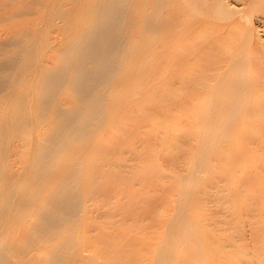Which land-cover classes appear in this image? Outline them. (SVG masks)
Here are the masks:
<instances>
[{
	"label": "bare ground",
	"instance_id": "bare-ground-1",
	"mask_svg": "<svg viewBox=\"0 0 264 264\" xmlns=\"http://www.w3.org/2000/svg\"><path fill=\"white\" fill-rule=\"evenodd\" d=\"M37 7L32 8L30 6L28 10L40 13L41 18L33 20L32 23L23 22V24L20 21L21 25L18 21L15 22L18 23V26L14 24L18 27L15 32L27 25L31 26L33 30H37L40 26H52L53 24L60 31L56 39L60 44V49L54 58V65L43 66L40 70V79L36 86L39 99L36 101L35 111L33 112L38 121L47 116L53 117L55 121L49 135L35 146L24 177L8 186H5L0 180V264H79V262L84 264L83 259L85 260V257H88L89 260V256L84 257V255L82 261L77 259L82 257L85 251L83 249L84 251H81L80 256V251H77V248H81L77 244L83 243V241L79 243L77 241L79 236L77 234L81 235L82 233V229L78 230L82 223L79 219L83 217L85 221L87 217L85 212L88 210L90 212L88 207L93 205L96 197L100 199L105 196L103 198L105 199L110 195L107 192L104 194V190H98L96 181L103 176L101 174L111 173L110 170L112 171L114 163L111 160L109 161L111 158L107 161L103 160L104 162L94 161L91 164L86 158L84 161L78 157V152L81 149L80 144L86 141L89 145H92L104 125H107L111 120L121 119V116H124L123 114L133 112L131 109L138 106H134V104H139V101L134 102L137 94H141L143 97L145 93L156 92L160 87L167 102L171 97L172 99L175 98L173 102H171L172 100L169 101V103H172L169 104V107L170 105L174 106L171 108L173 110L175 108V113L180 114V117L177 116L180 120L176 119L180 124V126L178 125L181 132L180 138L186 143H194L192 146L188 144L187 147L189 148L185 152L187 156L192 157L191 162L195 161V164L209 168L213 157L228 156L236 158V156L241 155L242 151L245 156L243 146L244 150L240 151L241 147L240 150H235L236 147L233 149L232 145L234 147L236 143L244 140L255 142V144H257L256 141H259L255 148L259 147V199L261 204H259V208L257 205L256 207L259 209V216L257 215L259 217V231L257 230L259 232V264H264V39L257 35L261 31L264 36V0H39ZM33 40L35 39L31 41ZM39 41V38H37L35 43ZM159 74L162 77V79L159 77L160 87L156 84L151 85L150 80L153 78L152 81H155L156 76ZM128 81L130 97H133V100L127 104V106L130 105V109L128 108V111H126L124 108L123 112L120 113L119 110L123 108L121 101L116 100V98L112 99V94L118 93L121 86ZM68 92L71 94H68ZM15 115L18 121L27 118V112L22 106L15 110ZM131 130L133 132V129ZM88 165L90 166L89 169L85 170ZM184 166H181V171L187 168L185 174L180 171L183 178V187L179 190L178 195L176 194L177 197L175 195L176 199L173 200L174 204H172L174 212L172 211V216L168 217L165 234L159 240L161 243H155V253L150 256L152 257L150 264H196L198 260H201L200 258H204L202 256L203 250L208 251L207 254H214V247L216 248L218 244H216V240L222 238L213 239L212 237L208 239V237H211L209 234L206 239H208L207 242H210V245L206 242L205 245V237L201 236L200 233L198 234L199 231L196 226L198 222L195 223L194 219L196 218L194 216L193 219L194 212L192 210L196 212L195 207L198 209L200 206L205 205L206 207L207 203L205 201L210 200V198L205 197L206 195L215 194L216 196L217 194L214 189L212 190L213 194L205 191L206 187L204 188L203 184L199 182V175L188 168L191 164L183 168ZM102 185L101 189H103ZM220 188L218 189L220 190ZM227 191L228 194L229 191ZM231 191L230 195L235 193L233 189ZM117 192L119 191L117 190ZM122 196L119 198H123ZM204 198L206 200H203ZM216 198L213 199L216 200ZM221 198L220 200L218 196L217 201L220 200L221 202L224 197ZM230 198L229 201H236L233 198L230 200ZM237 198H239L238 195ZM110 199L108 198L109 201ZM242 199L243 197L240 200L242 201ZM217 201L210 200L206 202H212L217 210L223 203V201L221 203H217ZM249 202H245V205ZM224 203L229 204L226 203L225 199ZM235 203L237 204V201ZM250 203L248 205L251 207L248 206V208L250 207L249 209L254 211L253 209L256 207L252 208L253 206ZM229 205H224V207L222 205L221 209L218 208V212L226 213L229 218L228 215L231 216L229 213L233 212H231L232 208ZM169 206L171 205L169 204ZM226 206L230 207V209L228 207L230 211L222 209ZM111 207L108 206V208ZM236 209L238 210V208ZM91 210H93L92 206ZM144 211H146L145 214H148L147 210ZM165 211L166 209H164ZM21 212H26L25 218L29 219V225H27L29 235L24 240L20 235ZM97 213L95 212L96 216ZM220 213L219 215L223 220L224 215L222 217ZM80 214L83 216L80 217ZM198 214L197 216H199ZM210 214L207 216H210ZM88 216L91 217L90 213ZM128 216L126 218L130 219L131 216L129 214ZM233 216H235V212L229 218L232 221L236 218ZM97 217L99 218V216ZM134 217H131V219ZM142 217L144 218V216ZM214 217L218 218L217 216ZM136 219L139 218L135 217ZM225 219V223L227 221L231 222L226 216ZM118 221H120V218ZM140 221H142L141 218ZM127 222L129 221L127 220ZM220 222L217 223L220 224ZM224 222L222 221L221 224L223 223V225L220 224V226L231 230L230 226L234 224L230 225L229 222L226 227ZM149 223H152L151 219ZM200 223H198V227H200ZM131 226L133 225L131 224ZM249 226L251 227V225ZM154 228L152 229L154 230ZM93 229L92 231H94ZM216 229L214 230L216 231ZM253 230L255 231V229ZM209 231H211L210 228ZM222 231L223 236L226 231L224 230L223 233ZM205 232L207 234V231ZM205 232L203 235H205ZM217 232L220 233V231ZM227 233H225V237H227ZM233 233L230 232V235L234 236ZM218 234L216 235L218 236ZM230 235L228 236L230 237ZM229 237L227 239L234 242L233 238L229 239ZM239 238L241 239V237ZM227 239L224 238V241L227 242ZM224 241L221 240L223 244ZM230 241L225 243L224 247L218 244L221 247L217 248L224 249L226 244H229L228 246L231 244L230 249L227 245L226 248L232 250L236 245L235 242L231 243ZM42 243L47 245L45 251L38 250L34 252L32 261L28 260L26 262L23 260L22 248L24 246ZM205 246L209 250L204 249ZM208 247H213V251ZM210 250L212 253H210ZM220 250L218 253H220ZM237 252H239L238 248H234L229 253L226 251V254L234 255L233 258L238 254L237 258L233 260L237 261L238 264H248L247 253L243 252L246 254L243 255V253ZM206 253L204 255H207ZM199 256L201 257L198 258ZM209 256L205 258L211 261ZM150 257L148 256V258ZM192 258H197L194 259L197 261L192 263ZM186 259L189 260V263H185L188 262ZM220 259L218 258L217 261L219 262ZM33 260H35V263H33ZM222 261L220 260L219 264ZM227 261H229L228 258ZM197 263L200 264L201 261ZM226 264L228 263L226 262Z\"/></svg>",
	"mask_w": 264,
	"mask_h": 264
},
{
	"label": "rangeland",
	"instance_id": "rangeland-1",
	"mask_svg": "<svg viewBox=\"0 0 264 264\" xmlns=\"http://www.w3.org/2000/svg\"><path fill=\"white\" fill-rule=\"evenodd\" d=\"M38 1L39 0H0V180L3 182V184H5V186H8V185L13 184L14 182L20 181L24 177V175L26 174V171L28 170L30 160H31V156L33 154L35 146L37 144L41 143L42 140L45 139L49 135V132L52 128V125L54 124V121H55V119L51 116H47L46 118L40 119L38 121L37 117L33 114V112L35 111L36 101L39 99V94H37V91H36V86H37V83L39 82V79H40L39 73H40V70L43 66H53L54 65V58L56 56V53L60 49V44H58L59 42L56 41L57 37L59 36L60 31L57 28V26H55L53 24L52 26H46V25L40 26L37 30H33L31 26L27 25L23 28L18 29V32H15V30L18 28V27H16V25L18 23H20V25H21V22L22 23L23 22H26V23L31 22L32 23V22H34L33 20H35V19L37 20L38 18H41L40 13H38V12L34 13V12L28 10V8H30V6L32 8H38L37 7ZM232 4H234V3H232ZM17 21H18V23H15ZM14 24H16V25H14ZM257 30L260 31L259 28H257ZM257 35L261 39H264V36L261 33V31ZM14 36H16L15 39H14ZM37 38H39L40 41L35 43ZM1 39H3V40H1ZM32 39H35V40L31 41ZM157 76H158V79H157ZM157 76L155 78V81H152V80H154L153 78H152V80H150V82L152 83V84L151 83L150 84L151 85L156 84V86L158 85L160 87L161 81L159 83V80H160L159 77H161V76H160V74ZM161 79H162V77H161ZM160 89H161V87L158 89L159 91L157 90L156 92H153L150 94L148 93L150 96L146 93H145V96L143 95V97L141 94H139V95L137 94L136 98L134 99V102L139 101V104L142 102L141 104H143V105L140 104V106H139L138 103H135L134 106L138 105L139 107L136 106L135 109L134 108L131 109V110H133V112L131 111L132 113L128 112L126 115L123 114L124 116L123 117L121 116V119H119L117 121L111 120L107 125H104L103 128H101L100 131L98 132L99 136H96L92 145H89L88 142H86V141H83L80 144L81 149L78 152V157L83 159V160L85 158L88 159L90 161V164H91V162H94V161L104 162V161H107V159L111 158V159H109V161L111 160V162H113L114 164L112 163L113 169H112V171L110 170L111 173L108 172L110 175L108 173L106 175L101 174L103 176H101L99 178L100 180L98 179L96 181L97 182L96 186L98 185L97 186L99 188L98 190H104L105 191L104 194H106V192H107V194L109 193L111 196L112 195H114V196H112V198H111V196L108 195V197L105 199H103L105 196L104 197L102 196V198H100V199H98V197H96L94 199L93 205H91L93 210H91V206H89L88 209H90V212H88L89 210L87 212H85V215L87 217H89L88 220H87V217L85 218V221L87 220L86 223L84 221V218L81 217L84 215V212H83V215H81V214L79 215L82 218V219H79L82 223L80 224L78 230L82 229L81 232L83 234L79 231L82 235V237H81V235L77 231V233H78L77 236L79 235L78 238L80 237L79 239L77 238V241H78V243L80 241H83V243L80 242V244H77L78 247H81V248H77V251L78 252L80 251V254L78 253L79 256L82 254L81 251L83 249H85L86 252L83 250L84 253L82 254V257H79L77 259H79V261H82V258H84L85 256H89V260H88V257H85V260L83 259L84 264H89V263L90 264H102V263L103 264H137V263L143 264V262H144V264H148V262L150 264V262H151L150 260L152 258L150 256L154 255L153 253H155L154 248L156 247V244L161 243V242H159V240L165 234V231H166L165 225H166L167 220L169 219L168 217H171L172 216L171 214H173V212H174L172 210V208H174V206H172V204H174V201H175V199L179 193V190L183 187L182 186L183 178L181 177V174L182 173L185 174L184 172H186L185 170L187 169V168H185V166L191 164V166H189L188 168L192 169L193 171L196 172L197 175H199V178H198L199 182L201 184H203L204 188L206 187V190L204 188L203 189L207 192L208 191L212 192V190L214 189L215 190L214 192H216V194H217L216 195L217 198L219 196L220 200L222 199L221 197L223 196L224 199L226 200V203H229L231 205L230 206L229 204H225L224 199H223L222 200L223 201V203H222L223 207H224V205H229L232 208L231 212L233 211L232 212L233 214L232 213H229V214H231V216H232V215H234V212H235V216H233V217H236L232 221V219H229L231 217L230 215H228L229 216V218H228L226 213H225L226 214L225 215V214H222L221 211L218 212V208L220 207V209H221L222 205L219 206L216 210L215 209L216 207H214L212 202H206V201H210V200L217 201L215 194L214 195H208V196L206 195L205 197L210 198V200H208V199L206 200V198L203 199V200H206L205 201V203H207L206 207H205V205H204L205 203H204L203 204L204 206H202L203 208L199 205L200 206V207L198 206L199 209L197 207H195L196 212L194 210H192L194 212L193 213V219H194V216L196 218V219H194L195 223L196 222L200 223V221H202L200 223V227L204 228V229H202L203 231L201 230L200 227H198L199 226L198 223H196L197 224L196 226H197V230L199 231L198 234L200 233V234H202L201 236L205 237L204 238V244L206 245V243H207L208 245H210V242L208 243L207 241L209 238H212V237H213V239H215V238L217 239L220 237H222V238L224 237L227 239V237H229L228 235H230V232L231 233L234 232L233 233L234 236L230 235L229 239L233 238L232 240L235 242V245H236V247H234V248L235 249L238 248V251H239L237 253L246 252L247 255L244 253H243V255H246L248 264H259V232H258L259 231L258 230L259 229V227H258L259 226V222H258L259 221V217H258L259 216V209L258 208L260 207L259 204H261V202L259 199V197H260V195H259V152H258L259 147L257 146L258 149H256L257 147L255 148V146L259 143V141L258 142L256 141L257 144H255V142H250V141L248 142V141L244 140V141H242L243 143L242 142L236 143L234 145V147L232 145L233 149H235V147H236L235 150H237V149L240 150V147H241L240 151H242V149L244 150V148H245V150H244L245 156H244V154H242L243 151L241 152V155L236 156L237 159L235 157L233 158V157H228V156H216V157H213L211 166L209 168H206L200 164H195V161L191 162L190 160L192 157L187 156V154L185 152H187V150H188L187 148H189V147H187V146H189L188 144H191V146H192V145H194V143H192V142L186 143V142H184V140H182L180 138L181 137V135H180L181 132H180V128H179L180 124H178V121H177V120H180V118L178 119V117H177L180 114L175 113L176 112L175 108H174L175 111L171 108L174 106L170 105V107H169V104H172V103H169V101L172 100L171 102H173V99H175V98L172 99V97H171L170 100L167 102L165 97H163L164 94H162ZM139 93H141V92H139ZM68 94H71V93L68 92ZM138 96H140V97H138ZM113 98H116V100L121 101V105L123 106V108H121L119 110L120 113L123 112L124 108L126 111H128V108L130 105L127 106V104H129L133 100L132 99L133 97L132 98L130 97L129 81L121 86L118 93L115 92L112 94V99ZM144 98H146L147 100H145ZM164 100H166V101H164ZM143 101L144 102L146 101V102L144 103ZM20 106L25 108V112H27V118L25 120L22 119V120L18 121L16 119L15 110L17 108H20ZM176 114H178V115H176ZM179 123H180V121H179ZM131 129H133V132ZM129 135H131V136H129ZM157 135H158V137H157ZM185 144H187V145H185ZM251 144H252V146H251ZM246 145H249V146H246ZM250 146H251V148H249ZM253 146H254V148H252ZM252 152H254V153H252ZM181 166H184L183 167V168H185L184 171L183 170L181 171ZM89 167L90 166L88 165V167L85 170L89 169ZM115 168H117V169L115 170ZM110 180H113V181L110 182ZM249 181H250V183H248ZM218 182H219V184H217ZM101 185H102L103 189L100 188ZM248 185H249V187H248ZM103 186H105V187H103ZM227 187H229L231 189H229V188L227 189ZM111 188L114 191H112ZM114 188L117 189L119 192H117V190H115ZM218 188H220L221 192ZM232 189H233V192L235 191V193H233L234 195L229 194L230 192L232 193V191H231ZM227 190L229 191L228 194L226 193ZM214 192H212L211 194H213ZM111 193H113V194H111ZM115 193H117V194H115ZM236 193H239V194H236ZM145 194L148 197H146ZM207 194H210V193H207ZM175 195H176V197H175ZM237 195L239 196V198H237ZM121 196L123 198L124 197L125 198L124 199L119 198ZM113 197H115V198H113ZM129 197H131V198H129ZM137 197H139V198H137ZM214 197L216 198V200L213 199ZM227 197H229V198L231 197V198H233V200H236L237 204L235 203L236 201L235 202L232 201L231 198H230L231 201H229V198L226 199ZM242 197H243V199L241 201L240 199ZM244 197H246V198H244ZM108 198L109 199L111 198L110 201L108 200ZM148 198L150 199V201ZM96 200L97 201L100 200V201H98V203H97ZM220 200H218L217 203H221L222 201L220 202ZM227 200H228V202H227ZM111 201H112V203H110ZM116 201H117V203H115ZM170 201H173V202H170ZM244 201L246 203L250 201L251 203L250 202L249 203L253 206L252 208H255L256 205H257V207L259 206L258 208L257 207L255 208L256 210L253 209L255 211V214H254V211L249 209L251 207L250 205H248L249 203L247 205H245ZM158 202H159V204H158ZM109 203H110V205H109ZM139 203H141V204L139 205ZM208 203L209 204L211 203L210 206ZM213 203H215V202H213ZM234 203H235V207H234ZM116 204H118V205H116ZM169 204L172 207L169 206ZM94 205H96V207H94ZM145 205H146V207H148L147 209H146ZM236 205H238V206L240 205L241 207H238ZM242 205H243V207H242ZM244 205L246 206V208H244L245 207ZM108 206L109 207L112 206V207L108 208ZM114 206H115V208H114ZM118 206H120V207H118ZM166 206H167V208H166ZM229 206H226L227 208L225 207L222 209L223 210L227 209V211H230ZM248 206H250V207L248 208ZM104 207H105V209H104ZM137 207H139V208H137ZM152 207H153V209H152ZM228 207H229V209H228ZM102 208H103V210H102ZM136 208H137V210H136ZM195 208H192V209H195ZM210 208H212V209H210ZM236 208H238V210ZM113 209H115V210H113ZM118 209L120 211H117ZM121 209H122V211H121ZM164 209H166L165 212H164ZM201 209H202V211H201ZM208 209H210L211 212ZM239 209L240 210L243 209L245 211H243V210L240 211ZM112 210L114 211V213ZM125 210L128 212L126 213ZM144 210H147L148 214H145L146 211H144ZM150 210H152V211H150ZM103 211H104V213H103ZM116 211H117V213H115ZM238 211H239V213H238ZM95 212L101 213V215H99V213H97V216H99L100 219L96 216ZM149 212H151V213H149ZM216 212H218V213H216ZM89 213H90L91 217L88 216ZM122 213H124V214H122ZM138 213L139 214L142 213L143 215L142 214L139 215ZM210 213L211 214L213 213L212 214L213 216ZM219 213L221 214L222 217L224 215V219L226 216V218L228 220H231V222H233V223H231L230 221H227L228 223L227 222L225 223L224 219L222 220ZM115 214H117L118 216ZM120 214H122V215H120ZM128 214L131 217L135 216L136 218H139V219L135 220V217L133 219H131V217H130V219H127L126 216H128ZM197 214L200 217L197 216ZM203 214H204V217H203ZM206 214L207 215L210 214L211 218L214 216L218 217V215H219V217L218 218L214 217L211 219L210 216H207ZM214 214H216V215H214ZM236 214H238V215H236ZM85 215H84V217H85ZM124 215H126V216H124ZM25 216H26V212H21L22 223H20V235H21V238L23 240L25 238H27V236L29 235L27 232V225H29V223H28L29 219L25 218ZM108 216H109V218H108ZM121 216H124V217H121ZM138 216H140V217H138ZM142 216H144L145 219ZM251 216L254 218H252ZM93 217H95V218H93ZM91 218H92V220H91ZM119 218H120V221H118ZM140 218L142 221H140ZM149 218L151 219V222L153 224L149 223L150 222ZM123 219H124V221H123ZM218 219H219V221H218ZM127 220L129 222H127ZM214 220H216L217 222H220V220H222L225 223L226 227L229 224V222H230V225L231 224H234V225H231V226L229 225L231 227V230L230 229L228 230L227 228L225 229V228H222L223 226H220L222 221L220 222V224H218L216 221L214 222ZM236 220L238 221V223H236L237 222ZM253 220H255V221H253ZM80 221H79V223H80ZM98 221H100L101 223ZM207 221L210 223H207V224L204 223ZM120 222H122V223H120ZM158 222L161 225L164 223L162 225V227ZM252 222H253L254 226L252 225ZM84 223H85V226H84ZM91 223H93V224L91 225ZM130 223L133 226H131ZM147 223H149V224H147ZM157 223H158V225H157ZM214 223H215V225L217 223V225L215 226ZM102 224H104V225H102ZM119 224L121 227L118 226ZM208 224H210V225L213 224V225H211V227H210V225H208ZM203 225H206V226L208 225V226L204 227ZM221 225H223V223ZM249 225H251V227ZM214 226H215V228H217L216 231L214 230L215 229ZM229 226H228V228H229ZM239 226L242 228H240ZM256 226H257V228H256ZM253 227H255V228H253ZM93 228H95V229H93ZM152 228H154V230ZM209 228L211 231H209ZM218 228L223 230V231L225 230L226 232H228L227 237H225L226 232L222 236L221 230H219ZM251 228L255 229V231L253 229L251 230ZM92 229L94 231H92ZM109 229H110V231H109ZM238 229L242 231V232L240 231L242 234L240 232H238L239 231ZM249 229L251 230V232ZM87 231L90 233V235ZM111 231L114 233H112ZM163 231H164V233H163ZM205 231H207L208 235L206 234ZM214 231L215 232L220 231V233L219 232L216 233V234L219 233L218 236L216 234H214L215 233ZM223 231H222V233H223ZM256 231H257V234L255 233ZM91 232H93L94 234L93 233L91 234ZM128 232H130L131 234L129 233V235H128ZM204 232H205L206 236L203 235ZM236 232H238L237 233L238 235L236 234ZM132 233H134V234H132ZM135 233H137V234H135ZM159 234H161V235H159ZM209 234L211 235V237H208V239H206L207 236H209ZM249 235H250V237H249ZM90 236H91V238H90ZM257 236H258V238H257ZM107 237H108V239H107ZM239 237H241V239ZM82 238H83V240H82ZM114 238H115V240H114ZM156 238H159V239H156ZM222 238H221V240L224 241V238L223 239ZM202 239L203 238L201 237V240ZM213 239H210V240H213ZM237 239H240L239 240L240 242ZM129 240H130V242H129ZM221 240H219V239L216 240V244L217 243L219 245L221 244L222 247H224L225 243H229V241H230L227 239L228 241L227 240H226L227 242L224 241V244H223V242H221ZM236 240L238 243L236 242ZM133 241L135 244L133 243ZM142 241L143 242L145 241V242L143 243ZM230 242L234 243L232 241H230ZM241 242H243V243H241ZM212 243H211V245H213ZM99 244L101 245V247ZM141 244H142V246H141ZM218 244H217V247H221V246H218ZM244 244H245V246H244ZM226 245H225L224 249H227L226 250L227 253H229L230 251H233L234 248L232 250H228V248L231 246V244H230V246H228L229 244L227 245L228 248H226L227 247ZM217 247L216 248L214 247V249H215L214 254L212 253L213 247L212 248L208 247V248L212 249V251L210 250L211 251L210 253H212V254H207L206 252H208V251L205 252V250L202 251V254H203L202 256L204 258L203 259L200 258L201 256L198 257L201 259L200 260L201 263L203 262L202 264H204V263L205 264H211V263L212 264H215V263L219 264L220 260L221 261L223 260L221 264H224V263L226 264V262L228 264H234V263L238 264L237 261L233 260L234 258H237L236 257L238 255L237 253H236L237 255L235 254L236 256L234 258H233L234 255L230 256L228 254L230 256V258H229V256L226 254V251L223 248H217ZM46 248H47V245H45L43 243L38 244V245L32 244L30 246H24L22 248V250H23V257L22 258L26 262L28 260L32 261V257H34L33 256L34 252H36L38 250L45 251ZM100 248H102V249H100ZM206 248H207V246L204 247V249H206ZM218 249L219 250L221 249L220 253L223 254L222 256L220 253H218V251H219ZM92 250H93V252H92ZM206 250H209V249H206ZM146 251H148V252H146ZM221 251H223V252H221ZM252 252H255V253H252ZM205 253L207 255H204ZM216 254H218V255H216ZM225 254H226V256H225ZM83 255H84V257H83ZM126 255H127V257H126ZM208 255H210L209 257H210L211 261H209V259L205 258V257H208ZM214 255H215V257H214ZM219 255H220V257H219ZM124 256H125V258H124ZM148 256L150 258H148ZM214 258L216 261L218 260V258L219 259L221 258V259L219 260V262L218 261L216 262L215 260H213ZM227 258L229 261H227ZM239 258H240V256H239ZM244 258H245V256H244ZM192 259H193L192 263H194V261H197V260H194L197 258H192ZM230 259L233 260L232 262H234V263H232ZM186 260L188 262H185V263H189V260L188 259H186ZM200 261L198 260L197 262H200ZM197 262H196V264H198ZM213 262H215V263H213ZM33 263H35V260H33ZM80 263H82V262H79V264ZM239 263H240V261H239Z\"/></svg>",
	"mask_w": 264,
	"mask_h": 264
}]
</instances>
